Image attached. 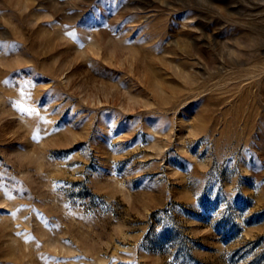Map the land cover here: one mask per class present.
Here are the masks:
<instances>
[{
    "label": "rangeland",
    "instance_id": "1",
    "mask_svg": "<svg viewBox=\"0 0 264 264\" xmlns=\"http://www.w3.org/2000/svg\"><path fill=\"white\" fill-rule=\"evenodd\" d=\"M0 264H264V0H0Z\"/></svg>",
    "mask_w": 264,
    "mask_h": 264
}]
</instances>
